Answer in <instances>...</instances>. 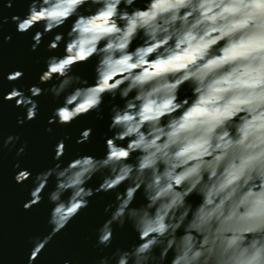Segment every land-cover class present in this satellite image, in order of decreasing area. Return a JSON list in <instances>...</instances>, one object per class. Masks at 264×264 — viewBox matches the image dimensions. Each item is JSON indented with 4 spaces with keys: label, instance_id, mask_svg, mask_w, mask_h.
Wrapping results in <instances>:
<instances>
[{
    "label": "clouds",
    "instance_id": "obj_1",
    "mask_svg": "<svg viewBox=\"0 0 264 264\" xmlns=\"http://www.w3.org/2000/svg\"><path fill=\"white\" fill-rule=\"evenodd\" d=\"M11 20L21 34L43 25L32 37L33 52L46 34L72 21L47 45L49 52L64 45L39 76L50 87L32 85L31 95L13 87L2 97L26 109L18 124L36 119L34 98L47 93L63 97L49 125L68 126L93 112L103 119L105 97L123 101L111 103L112 135L102 157L85 154L62 165L66 136L55 145L58 163L35 176L25 210L44 199L53 176L56 186L48 195L51 231L30 238L28 264L91 197L125 184L104 209L110 216L97 229V243L110 247L113 225L127 223L139 243L98 264H264V0H29L24 17ZM6 23L0 14V26ZM93 59L89 83L73 69ZM23 76L14 71L6 78ZM91 136L86 128L76 143ZM19 140L7 136L0 151ZM97 174L99 186L87 187ZM31 177L22 169L14 178L22 184ZM138 193L145 203L133 206Z\"/></svg>",
    "mask_w": 264,
    "mask_h": 264
},
{
    "label": "water",
    "instance_id": "obj_2",
    "mask_svg": "<svg viewBox=\"0 0 264 264\" xmlns=\"http://www.w3.org/2000/svg\"><path fill=\"white\" fill-rule=\"evenodd\" d=\"M4 2L5 0H0V14L8 17V23L0 26V145L2 139L9 135L19 136L20 140L0 151V264H28V257L33 247L30 238L43 237L51 231L48 219L53 205L49 202L48 195L56 186V178L53 176L42 193L44 199L31 209L25 210L23 205L31 199L30 191L35 187V176L58 163L53 160L55 145L66 136L70 139L65 141L66 151L59 161L62 165H66L80 155L102 157L106 151V135L108 137L112 135L108 131L111 103L122 105L123 101L117 97L110 103V98L105 97L101 113L103 119L97 118V114L93 112L81 116L68 126L49 125L48 120L53 110L62 104L63 97L55 99L47 93L34 98L39 103L36 119L25 120L22 125L18 124V118L26 117V109L16 107L15 100L4 101L2 97L13 87L24 91L26 95H31L28 89L32 85L50 87V84H39V76L46 70L47 58L52 55H62L64 45L61 44L57 52H49L47 45L57 32L66 34L72 21L46 34L41 45L33 52L32 37L37 31H43V25H37L27 33L21 34L17 32L16 24L11 20L13 15L24 17L29 0H14L10 9L4 7ZM9 35L12 37L11 41L5 42L3 38ZM95 62L93 59L87 64L78 65L73 71L88 79L89 83H93ZM14 71H22L24 76L10 82L6 77ZM49 127L53 129L51 133L46 131ZM86 128L92 129L90 141L77 144L80 133ZM25 144L27 147L24 154L17 156V149ZM16 163H19V168L14 167ZM22 169L30 171L32 177L21 184L17 183L14 177ZM101 181L102 176L97 174L87 187L95 189ZM126 186V184L121 185L115 191L100 192L91 197L88 208L83 209L52 239L33 264H64L65 260L70 261V264H98L103 257L111 258L117 248L128 249L133 244L139 243L138 236L130 223L125 224L123 228L113 225L114 239L110 247L106 248L97 243V229L110 216V213H105V207L109 204L115 205L116 193L123 192ZM69 194L66 193L62 198L66 200ZM192 201L198 203L199 197H192ZM143 203L145 201L142 194L138 193L133 206Z\"/></svg>",
    "mask_w": 264,
    "mask_h": 264
}]
</instances>
